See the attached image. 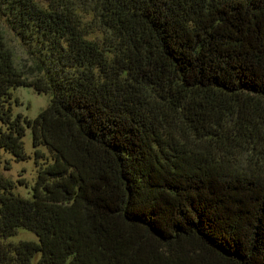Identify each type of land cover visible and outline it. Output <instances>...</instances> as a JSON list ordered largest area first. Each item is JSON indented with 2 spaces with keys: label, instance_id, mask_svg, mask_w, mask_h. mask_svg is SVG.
Returning <instances> with one entry per match:
<instances>
[{
  "label": "trees",
  "instance_id": "obj_1",
  "mask_svg": "<svg viewBox=\"0 0 264 264\" xmlns=\"http://www.w3.org/2000/svg\"><path fill=\"white\" fill-rule=\"evenodd\" d=\"M46 1L0 0L46 75L0 32V151L30 129L53 155L30 197L0 177V264H264V0H84L103 44ZM19 87L51 95L37 117Z\"/></svg>",
  "mask_w": 264,
  "mask_h": 264
},
{
  "label": "rangeland",
  "instance_id": "obj_2",
  "mask_svg": "<svg viewBox=\"0 0 264 264\" xmlns=\"http://www.w3.org/2000/svg\"><path fill=\"white\" fill-rule=\"evenodd\" d=\"M40 4L45 5L46 0H37ZM91 2V1H90ZM89 1L77 0L78 10L83 17V23L88 28L90 39L104 43V39L109 32L99 24L92 5ZM0 32L3 34L8 48L14 54V61L17 69L29 79H37L46 75L39 71V57H36L21 37L12 29L6 17H0ZM47 66H51L46 64ZM15 95L19 98L21 105L16 107V113H22L28 118H35L51 101V95L48 93H39L30 87H19L15 90ZM26 150L29 154L26 160H17L13 155L5 150L0 151V177L12 179L17 182L16 193L23 196H31L32 186L35 184L40 167L48 161H52V153L46 148L41 147L44 151V159H36V148L33 146L32 132L29 129L25 138ZM258 150L264 152V143L258 144ZM237 153L238 166L241 169L255 168L250 165L249 159L252 157L249 150ZM22 180L23 183H18ZM16 241L21 239L38 241V236L29 230L20 229V232L14 237Z\"/></svg>",
  "mask_w": 264,
  "mask_h": 264
}]
</instances>
